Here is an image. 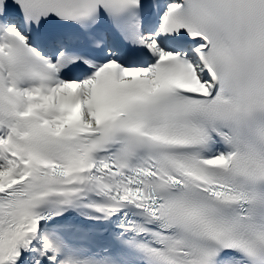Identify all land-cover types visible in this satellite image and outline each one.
I'll list each match as a JSON object with an SVG mask.
<instances>
[{"label": "snow or ice", "instance_id": "6c2138e0", "mask_svg": "<svg viewBox=\"0 0 264 264\" xmlns=\"http://www.w3.org/2000/svg\"><path fill=\"white\" fill-rule=\"evenodd\" d=\"M0 264H264V0H0Z\"/></svg>", "mask_w": 264, "mask_h": 264}]
</instances>
